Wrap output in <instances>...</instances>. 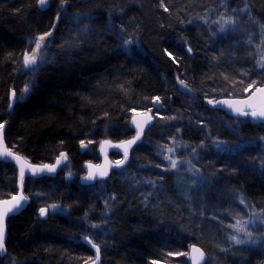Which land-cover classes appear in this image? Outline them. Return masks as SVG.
<instances>
[{
    "label": "trees",
    "instance_id": "obj_1",
    "mask_svg": "<svg viewBox=\"0 0 264 264\" xmlns=\"http://www.w3.org/2000/svg\"><path fill=\"white\" fill-rule=\"evenodd\" d=\"M46 1L40 10L39 0H0L6 146L37 165L65 153L81 174L83 162L99 160V141L133 136L134 113L153 110L156 119L128 165L106 180L82 186L61 170L25 178L29 202L7 220L0 264H82L93 257L84 238L98 246L100 264H168L167 254L192 244L209 258L205 264H264V124L205 102L243 97L224 90L228 79L264 85V0ZM51 31L39 71H25L24 54ZM173 138L208 182L202 194L164 169L157 146ZM82 142L90 152H81ZM109 155L121 158L115 150ZM17 182L14 166L0 162V200L17 193ZM239 197L262 219L255 245L231 239V226L245 213ZM53 204L68 213L40 219V209Z\"/></svg>",
    "mask_w": 264,
    "mask_h": 264
},
{
    "label": "water",
    "instance_id": "obj_2",
    "mask_svg": "<svg viewBox=\"0 0 264 264\" xmlns=\"http://www.w3.org/2000/svg\"><path fill=\"white\" fill-rule=\"evenodd\" d=\"M38 7L39 9L44 10L47 7V1H46V5L42 7L40 4V0H39ZM261 87H264V85L256 87L255 89L251 90L250 92H248L245 96L241 98H222L218 100L206 99L205 102L209 104L208 103L209 100H213V101L228 100V101L233 102L234 107L243 108L246 111H251L253 109L260 110L261 108H264V94H261L257 92L256 90ZM236 101H246L247 103L237 104L235 103ZM209 105L212 108L222 110L228 116L235 117V118H246V116L238 115L235 111H233L232 108H229L227 105H224V104H209ZM249 105H251V108L248 107ZM153 106L157 107V104L155 103ZM247 117H250V121L252 123L264 124V120L260 118H253L251 116H247ZM154 120L155 118L153 117V114L148 113V112L134 114L131 116L129 120V127L134 132L131 138L120 141V142H111L108 140H103L100 143L99 151H98L99 162L96 164L91 163V162L83 164V170L85 173L79 179L80 185H83V186L94 185L99 181L106 180L109 177V174L112 170H119V169L125 168L129 162V152L131 151L132 148H134L136 145L141 143L145 132L147 131L149 127H151V125L154 123ZM138 126H139V129H138ZM138 130L140 131V138L136 140V142L130 146L126 144L125 143L126 141L133 140L137 136ZM0 133H2L0 134V153H3L5 150H7V152L12 154L11 156L0 155V162L12 164L14 168L16 169L17 179H18L17 193L10 198L0 200V212H2L8 208L13 207V205L15 204L13 197H15L17 200H19L21 195L26 197L22 191V182L25 178L37 179L40 177H50V178L55 177L57 172L63 167V165H65L66 159H65V153H61L63 155H60V157L57 158L51 164H42V165L32 164L29 161H27L23 156L13 152L6 146L5 141H4V128L0 129ZM125 148H127V152H128L126 160H125V155H124ZM81 149H83V146L81 147ZM111 150L119 151L122 154L121 161H124V163L121 166L117 167V163L113 162L108 156ZM14 157H20V160L17 161ZM44 165L54 167L55 170L47 171V169H45L44 171H36V175L32 174L33 171L38 170ZM21 168L24 169L23 180L21 179V176H20ZM89 175H92L93 178L86 179V177H88ZM5 201H8V203L6 204ZM20 203L23 205V207L19 208L18 211L14 209L12 212H9L4 217V228H5L4 251L0 253V256H5L6 254V248H5L6 238H7L6 222L10 217H15L19 215L26 208V206L28 205V198L26 197V200L20 201ZM87 241H89L88 238L82 239V242L92 250L94 258L89 263H86V264H100V261H101L100 253H99V260H97V249L92 247L93 243L89 244ZM194 248L199 249V251H194L193 250ZM201 253L203 254V256H201ZM206 260H207L206 254L199 246L190 245L188 247L189 264H205Z\"/></svg>",
    "mask_w": 264,
    "mask_h": 264
},
{
    "label": "rangeland",
    "instance_id": "obj_3",
    "mask_svg": "<svg viewBox=\"0 0 264 264\" xmlns=\"http://www.w3.org/2000/svg\"><path fill=\"white\" fill-rule=\"evenodd\" d=\"M47 7H48V3H47ZM220 19H219V21L221 22V20H225L227 18H224V19H221V20ZM50 33H52V31ZM49 37L50 36L46 37L45 44H46L47 40L49 39ZM34 51H35V43L31 46V48L27 52V54L28 55H32ZM40 52H41V50L36 52L37 62H38V58L40 57ZM23 58H24V56H23ZM41 58H42V56H41ZM262 62H264V49L262 50L261 63ZM22 66H23V69L25 71L29 70V68L25 67L23 61H22ZM250 84H251V81H241L240 82V81H237L235 79H228V81L224 85V90H227V92H229V93H235V94L237 93V94H242V95L245 96L252 89V87L249 88ZM181 88L184 89L182 86H181ZM246 89H247V91H246ZM229 98H234V97H229ZM237 98H239V97H237ZM10 103H12V99L10 100ZM155 103L157 104V107L154 106V110L155 109L159 110L160 109L159 102L158 101H154L153 105ZM152 111L153 110L144 111V112H137V113L148 112V113L153 114V117L155 118V115H154L155 113H153ZM137 113H134V114H137ZM121 141H123V140H121ZM101 142H102V140L99 141L96 144V149L95 150H96L97 154H98L99 146H100ZM118 142H120V141H118ZM89 144L90 143H88V142L81 143L80 147L83 146V149H81V152H90ZM169 149H172V151H169ZM157 150H158L159 158L162 160V162H163V164L165 166L164 169L169 171V172H172L173 175H176L175 177L177 178L176 179L177 183L180 182L179 183L180 185L182 183H184L188 187L191 186L190 188L192 189L193 192H195V194H198V193L202 194L204 192L203 190L205 188H207L206 185H208L207 184L208 182H206V179L198 172V170L195 168V166L192 164V162H190V160H188V157H187L188 149H187V147L184 144H182L177 139L173 138L169 142L163 144L162 146H157ZM117 152L120 153L119 151H117ZM130 152H129V159H130ZM60 155L61 154H59V156H57V158H59ZM120 155H121V158L118 159V160H113L110 157V155H108V156L110 157V159L113 162L117 163V161H121L122 160V154L120 153ZM165 157H169V159H165ZM65 159H66V163L61 168V171L64 172L65 180L69 181V182L76 181L77 183H79V179L85 173L84 170H83V165H82L83 173L78 174V173H75L73 171V167L70 164L69 159H68V157L66 155H65ZM173 159L177 161V167L175 169H172L171 166H170V161L173 160ZM89 162L96 164L97 162H99V160L97 162L85 161V162H83V164L84 163H89ZM183 192H185V191H183ZM187 193H188V191H187ZM241 199L242 198L239 197L237 200H238V203L245 210V213H244L243 217H241V218H239V220H237V221H240L239 225L237 224V221H236V223H234V225L231 226V229L233 231V236H235L237 239H240V240L244 241V243H241V244H244V245H255L260 240V238L263 236V233L260 231L261 224H262V219L260 217L259 212L255 208H253L251 206L250 202H246L243 199L244 203L241 204L240 203ZM28 202H29V200H28ZM53 205H49V206L43 207V208L47 209V212L43 216H41V214H39V218L43 220L44 219L43 217H48V216H53V215H62L63 216V215H66L68 213L66 208H62L59 205H55L57 207L54 209L52 207ZM77 224L79 225V223H77ZM237 228H243V231H237ZM205 238H207V236ZM205 240H207V241H204V243H205L206 246H208L210 240L208 238L205 239ZM79 241L82 242V239L81 240L79 239ZM192 245H194V244H192ZM170 253H171V255H170ZM170 253L165 256V259L168 260V264H181L182 256L185 259H187V261H188V248L186 249V252H184V253L175 252V251L170 252ZM210 253H212L211 250H210ZM93 258L94 257L88 259L85 263H82V264L89 263ZM207 261L209 262V258L207 259ZM188 263H189V261H188ZM3 264H18V263L16 261H14L13 259L12 260L11 259L10 260L7 259V260H3Z\"/></svg>",
    "mask_w": 264,
    "mask_h": 264
},
{
    "label": "snow or ice",
    "instance_id": "obj_4",
    "mask_svg": "<svg viewBox=\"0 0 264 264\" xmlns=\"http://www.w3.org/2000/svg\"><path fill=\"white\" fill-rule=\"evenodd\" d=\"M40 4H41L42 7L45 6L46 5V0H40ZM161 6L163 7V3H161ZM62 7H63V4H62ZM165 11H167V8H165ZM241 11H247V8L245 7ZM221 19H224V18L221 17ZM225 23H235V21H233L231 18H228L227 20H225ZM223 30L224 29L221 28V31H223ZM50 35H51V33L47 32L44 35L38 36L35 39V41H34V43H35V51L33 52V54L32 55H28L27 53L24 54L23 63L25 65V67L29 68L30 71L33 74L37 73L39 71V69H40V64L37 63L36 52L41 50L43 47H46V44H45L46 37H48ZM189 51H191L190 48H189ZM41 62H43L42 58H41ZM260 67L264 68V62H262L260 64ZM180 83L182 85H184V81L181 80ZM184 87H187V85H184ZM251 87H252V85H249V88H251ZM246 91H247V89H246ZM256 91L261 93V94H264V87L258 88ZM28 92H29V89L26 86L25 89L23 90L18 102H24L25 98H26V94ZM13 97H15V92H13ZM208 103L209 104H224V105H227L229 108H232L233 111H235L238 115L246 116V117L247 116H251L253 118H260V119L264 120V108H261L260 110L253 109L251 111H246L243 108L234 107L233 106V102L228 101V100H224V101L209 100ZM235 103H237V104H246L247 102L246 101H236ZM248 107L251 108V105H249ZM3 128H4V125L0 124V129H3ZM138 129H139V126H138ZM0 134H2V133H0ZM139 138H140V131L138 130L137 136L133 140L126 141L125 143L130 146V145L134 144L136 142V140H138ZM169 151H172V149H169ZM0 155H2V156H11L12 154L7 152V150H5L3 153H0ZM61 155H63V154H61ZM124 155H125V160H126L127 159V155H128L127 148H125ZM14 158L17 161L20 160V157H14ZM165 159H169V157H165ZM123 163H124V161H117V167L121 166ZM170 166H171L172 169H175L177 167V161L174 160V159L171 160L170 161ZM45 169H47V171H54L55 170L54 167H50L48 165H44L41 168H39L38 170L33 171L32 174L36 175V171H44ZM20 176H21V179L23 180V178H24V169L23 168H21ZM92 178H93L92 175H89L88 177H86V179H92ZM13 200L15 201V204L13 205L12 208H8V209L0 212V253H2L4 251V234H5L4 217L9 212H12L14 209L18 211L19 208L23 207V205L20 203V201L26 200V197L21 195L19 200H17L15 197H13ZM5 203L7 204L8 201H5ZM240 203L243 204L244 200L241 199ZM52 207L55 209L57 206L53 205ZM46 212H47V209H45V208H41L40 209L41 216L45 215ZM237 224L239 225L240 221H237ZM92 227H98V226L97 225H92ZM237 231H243V228H237ZM231 239L236 244L244 243V241H242L240 239H237L235 236L231 237ZM87 242L89 244L92 243L90 240L87 241ZM92 247L97 249V260H99V248H98V246L95 245V244H92ZM193 250L194 251H199V249H195V248ZM170 255H171V253H170ZM201 256H203L202 253H201Z\"/></svg>",
    "mask_w": 264,
    "mask_h": 264
},
{
    "label": "flooded vegetation",
    "instance_id": "obj_5",
    "mask_svg": "<svg viewBox=\"0 0 264 264\" xmlns=\"http://www.w3.org/2000/svg\"><path fill=\"white\" fill-rule=\"evenodd\" d=\"M111 151H112V150H111ZM109 153H110V152H109ZM97 163H98V162H97ZM60 170H61V169H60ZM60 170H59V171H60ZM59 171H58V172H59ZM58 172H57V173H58ZM39 214H40V211H39ZM43 218L45 219L46 217H43ZM0 257H4V256H0Z\"/></svg>",
    "mask_w": 264,
    "mask_h": 264
},
{
    "label": "bare ground",
    "instance_id": "obj_6",
    "mask_svg": "<svg viewBox=\"0 0 264 264\" xmlns=\"http://www.w3.org/2000/svg\"><path fill=\"white\" fill-rule=\"evenodd\" d=\"M37 6H38V3H37ZM38 8H39V7H38ZM45 9H46V8H45ZM40 10H41V9H40ZM254 89H255V88H254ZM252 90H253V89H252ZM247 118H249V119H250V117H247ZM189 246H190V245H189ZM189 246H188V247H189Z\"/></svg>",
    "mask_w": 264,
    "mask_h": 264
}]
</instances>
